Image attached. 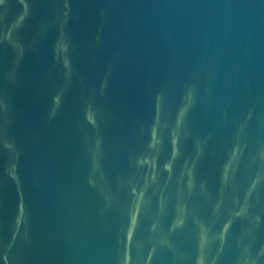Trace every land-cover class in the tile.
Segmentation results:
<instances>
[{
    "label": "water",
    "instance_id": "obj_1",
    "mask_svg": "<svg viewBox=\"0 0 264 264\" xmlns=\"http://www.w3.org/2000/svg\"><path fill=\"white\" fill-rule=\"evenodd\" d=\"M0 264H264V0H0Z\"/></svg>",
    "mask_w": 264,
    "mask_h": 264
}]
</instances>
